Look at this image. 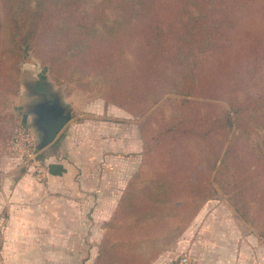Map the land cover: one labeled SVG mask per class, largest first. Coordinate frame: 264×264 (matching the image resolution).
<instances>
[{
	"label": "trees",
	"instance_id": "obj_1",
	"mask_svg": "<svg viewBox=\"0 0 264 264\" xmlns=\"http://www.w3.org/2000/svg\"><path fill=\"white\" fill-rule=\"evenodd\" d=\"M255 1L115 0L116 13L110 18L105 3L88 12L85 0H0V155L13 138L2 124V94L17 96L20 65L40 38L45 45L37 48H43L54 83L71 81L76 74L106 73L102 85L110 93L103 98L119 107L136 105L130 113L143 119L141 126L164 97H182L177 119L168 125L154 123L151 133L144 131L149 135L144 137L143 161L164 148L172 167L157 171L149 185L141 183L140 170L130 179L103 224L104 239L94 264H151L153 258L131 252L122 239H107L115 227L128 229V220L140 230L139 221L147 222L141 217L161 210L172 196H181L184 206L205 201L214 195L216 184L231 193L241 215L252 202L264 204V92L249 94L240 87L246 74L261 68L264 33L253 29L241 50L231 52L233 59L222 57L232 39L234 16ZM109 25L116 29L103 34L97 29ZM115 62L120 67L127 62V71L143 75L129 84L140 87L138 95L124 90L122 77L115 82L119 90H111L114 79L108 72ZM213 103H222V110ZM39 157L45 159L42 152Z\"/></svg>",
	"mask_w": 264,
	"mask_h": 264
},
{
	"label": "rangeland",
	"instance_id": "obj_2",
	"mask_svg": "<svg viewBox=\"0 0 264 264\" xmlns=\"http://www.w3.org/2000/svg\"><path fill=\"white\" fill-rule=\"evenodd\" d=\"M103 3L108 5L107 12L110 18L114 17L115 0H85L83 7L90 12L101 8ZM99 14L102 16L101 13H97V16ZM234 22L236 25L230 31L232 39L222 55L224 58L233 59L231 52L241 50L244 39L252 36L253 29L260 30L261 34L264 33V0H256L245 7L234 16ZM109 28L115 30L116 25H109L105 29L98 26L97 29L103 34ZM43 45L45 41L40 38L37 46L43 47ZM37 46L29 54V59L20 65L17 96H11L8 99L6 92L2 94L1 99L4 98L6 101L5 116L2 121L6 132L14 136L22 125L35 131L32 127L35 117L32 110L33 106L43 98H35L33 92L47 90L61 99L66 112H70L71 115L51 147H56L62 138L70 135L75 139L79 138V146L83 147L78 156L79 160L84 157L82 153L87 147V152L91 155L100 152L96 156L97 159L92 155L88 163H104L106 167L108 165L123 167L128 178L121 194L126 184L139 170L141 183L149 185V181L153 179L157 171L172 167V158L167 155V150L164 148L155 149L152 156L143 161L146 140L144 137L149 135H145L144 131L151 133L149 130L155 127L154 123L168 125L177 119L181 110L179 104L182 97L176 94L164 97L153 117L143 122L144 126H141L143 119L135 118L130 113L136 105L128 102L124 107H119L103 98V95L110 93L108 88L102 85L106 73L102 76H97V72L84 76L76 74L73 80L56 84L52 81L45 64L43 48H37ZM128 47L130 51L132 48L130 45ZM259 61L261 68L251 75L246 74L245 80L240 83L242 91L249 94L264 92V59L261 57ZM118 65L119 62L117 64L115 62L108 72V75L114 79L111 90L113 92L119 90L115 82L117 78L122 77L127 83L124 90L128 94L133 92L138 95L140 87H132L129 84L138 81L143 75L127 71L126 68L131 69L127 66V62L123 67ZM141 93L142 91L139 93L140 96ZM197 101L203 103L201 99ZM213 104H220L218 105L220 107L215 106V108L222 110V103ZM95 141L98 142L96 143L99 146L98 151L94 148ZM46 149L47 147L41 151L42 156L48 155ZM13 153L15 152L9 142L2 149L0 161L4 155ZM193 156L196 155L193 153ZM175 157H180V154ZM213 189L215 191L211 198L205 201L195 200L185 206L180 204L181 196H172L171 201L161 210L149 211L141 217L140 220L145 219L147 222L139 221L138 229L140 230L135 229L128 220L124 227L129 228L117 230L115 227L111 230L107 241L122 239L131 252L153 258L151 264H176L177 259L183 254L190 257L191 264H264V204L258 201L252 202V207H249L247 212L244 210L243 216L236 212L231 193L219 188L216 184H213ZM108 220L100 224L102 233L96 252L92 249L87 253H78L74 255V263L58 264H94L104 239L103 224Z\"/></svg>",
	"mask_w": 264,
	"mask_h": 264
},
{
	"label": "crops",
	"instance_id": "obj_3",
	"mask_svg": "<svg viewBox=\"0 0 264 264\" xmlns=\"http://www.w3.org/2000/svg\"><path fill=\"white\" fill-rule=\"evenodd\" d=\"M78 139L67 135L47 147L42 181L17 154L1 158L0 264L74 263L75 254L96 252L100 224L113 214L128 175L120 166L88 163L100 153L96 141L97 154L86 147L79 160Z\"/></svg>",
	"mask_w": 264,
	"mask_h": 264
},
{
	"label": "water",
	"instance_id": "obj_4",
	"mask_svg": "<svg viewBox=\"0 0 264 264\" xmlns=\"http://www.w3.org/2000/svg\"><path fill=\"white\" fill-rule=\"evenodd\" d=\"M39 94L38 91H35ZM43 98L33 106L32 113L35 116L32 127L39 136L37 148L42 151L51 145L66 123L70 120V112H66L61 99L49 93V96L41 94Z\"/></svg>",
	"mask_w": 264,
	"mask_h": 264
},
{
	"label": "built area",
	"instance_id": "obj_5",
	"mask_svg": "<svg viewBox=\"0 0 264 264\" xmlns=\"http://www.w3.org/2000/svg\"><path fill=\"white\" fill-rule=\"evenodd\" d=\"M38 134L27 126H21L15 132L11 147L15 154L31 168L35 178L42 181L46 177L47 165L45 159L39 157L41 151L38 150ZM190 257L186 254L181 255L176 264H191Z\"/></svg>",
	"mask_w": 264,
	"mask_h": 264
},
{
	"label": "flooded vegetation",
	"instance_id": "obj_6",
	"mask_svg": "<svg viewBox=\"0 0 264 264\" xmlns=\"http://www.w3.org/2000/svg\"><path fill=\"white\" fill-rule=\"evenodd\" d=\"M49 91H41V92H39V94L38 93H36V92H33V96L35 97V98H41V94H45V95H47V96H49Z\"/></svg>",
	"mask_w": 264,
	"mask_h": 264
}]
</instances>
